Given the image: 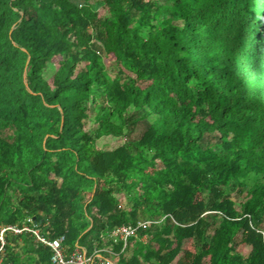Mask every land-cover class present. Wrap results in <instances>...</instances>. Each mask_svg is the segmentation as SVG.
Masks as SVG:
<instances>
[{"label": "trees", "instance_id": "trees-1", "mask_svg": "<svg viewBox=\"0 0 264 264\" xmlns=\"http://www.w3.org/2000/svg\"><path fill=\"white\" fill-rule=\"evenodd\" d=\"M262 1L0 0V264H264Z\"/></svg>", "mask_w": 264, "mask_h": 264}, {"label": "built area", "instance_id": "built-area-1", "mask_svg": "<svg viewBox=\"0 0 264 264\" xmlns=\"http://www.w3.org/2000/svg\"><path fill=\"white\" fill-rule=\"evenodd\" d=\"M23 230L30 231L31 229L28 227H24L23 229H14V231L17 233H20ZM135 231V228L123 225L111 231V236L113 237L114 241H117V239L119 238L126 244L127 239L133 236L135 234ZM34 233L37 235L38 239L42 243H44V245L51 248L53 254L51 261L53 264H95L97 259L102 264H113L108 257H104V255L101 254V251H103L104 249L97 248L93 253L89 254L85 249L77 246L72 254L67 255L63 248V236L56 239H46L39 236L37 231H34Z\"/></svg>", "mask_w": 264, "mask_h": 264}, {"label": "rangeland", "instance_id": "rangeland-1", "mask_svg": "<svg viewBox=\"0 0 264 264\" xmlns=\"http://www.w3.org/2000/svg\"><path fill=\"white\" fill-rule=\"evenodd\" d=\"M260 6H261V11L264 14V0L261 2V5ZM145 85L146 84H144V86ZM144 129H145L144 123L143 122H139L135 126V128L133 129L132 133L129 135V138H131V139H137L143 133ZM97 144H98V147L99 148L106 147L107 149H110V148H114L117 145L121 144V141L120 140H116V139H112L110 137H106V138H102L101 140H99ZM209 144H211V143H209ZM209 144L208 143H205L204 146L205 145H209ZM250 178L251 177H248L249 180H250ZM262 229L264 230V224L262 225ZM143 239H145V238H143ZM242 251L244 253H247L248 252V248H242Z\"/></svg>", "mask_w": 264, "mask_h": 264}, {"label": "clouds", "instance_id": "clouds-1", "mask_svg": "<svg viewBox=\"0 0 264 264\" xmlns=\"http://www.w3.org/2000/svg\"><path fill=\"white\" fill-rule=\"evenodd\" d=\"M252 37L254 44H260L264 46V14L260 9V15L258 13L255 26L252 27L248 37L246 39Z\"/></svg>", "mask_w": 264, "mask_h": 264}]
</instances>
